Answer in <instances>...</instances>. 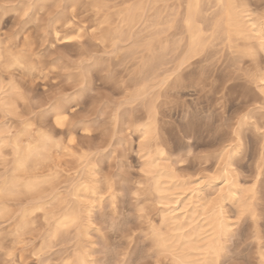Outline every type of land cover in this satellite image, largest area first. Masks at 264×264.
I'll return each instance as SVG.
<instances>
[{
	"label": "rangeland",
	"instance_id": "rangeland-1",
	"mask_svg": "<svg viewBox=\"0 0 264 264\" xmlns=\"http://www.w3.org/2000/svg\"><path fill=\"white\" fill-rule=\"evenodd\" d=\"M133 1L112 0L98 11L94 0H0V39L9 46V58L19 52L35 65L31 71L17 65L0 70V184L12 172L14 134L24 127L36 137L50 134L60 150L52 148L36 176L53 175L60 201L79 206L83 215L82 225L68 227L50 241L52 226L37 209L29 229L18 233L20 212L35 205L42 193L6 195L0 202V264H80L82 259L87 264H264V0H236L249 31L238 49L249 54L231 53L218 40L197 56L201 60L181 65L178 72L172 71L178 59L173 60L170 72L161 71L150 98L135 101L131 96L143 53L137 46L147 37L141 36L144 32L135 36L142 22L134 34L114 31L117 13ZM183 9L169 38L185 35ZM256 24L261 32H255ZM1 95L9 96V110ZM57 107L66 110L63 119L56 117ZM152 121V155L161 150L159 164L185 183L176 205L165 203L153 189L155 173L140 131ZM43 187L42 195L52 192L49 184ZM199 188L204 197L193 199L199 207L182 205ZM173 207L186 222L166 219ZM219 212L228 231L220 237L218 255L204 261L206 245L215 239L208 219ZM168 220L172 228L190 229V236L186 228L183 237L181 231L173 233ZM161 235L174 239V250L159 247ZM187 245L197 251L178 253ZM189 251L195 254L186 256Z\"/></svg>",
	"mask_w": 264,
	"mask_h": 264
},
{
	"label": "bare ground",
	"instance_id": "bare-ground-1",
	"mask_svg": "<svg viewBox=\"0 0 264 264\" xmlns=\"http://www.w3.org/2000/svg\"><path fill=\"white\" fill-rule=\"evenodd\" d=\"M110 1L112 2V0H110ZM110 1L109 0H94L95 8L98 11L99 10L105 11L104 8H107L109 6ZM181 2H182V0H135V1H133V4H131L130 6L124 8V9H121L119 11V13L116 12L117 14H119V24L114 29L115 33H119V35H124L127 33V31L132 32L133 28L136 25L141 24L140 22H142L143 28L141 29L140 32L137 31L138 34L137 35L135 34V36H139L140 33L142 34V32H144V34L141 36L147 37V38H144V41L141 42V44H139L137 46V48H139L140 51H142L143 53H142L141 59H140L141 65L137 71L138 78L136 79V82H135V85L137 88L131 96L132 101H135L138 99H145V98L151 96L153 91H154V88L159 84L158 78L161 75V71H162V73H164L163 71H165V72L169 71L170 72V69H172V67H170L169 64L173 60L175 61L176 59H178V61L176 62V65H175V69L172 70L174 72L177 70L179 71V67L185 63L195 64L199 60H201V58L196 59L197 56H200V55L202 56V54L206 53L208 49H211L212 47H214L216 44V41H218V40H221L223 42L224 46L227 47L231 53H233L234 51H239V52L244 53L246 55H247V53L249 54V52L245 49L242 51L238 49L239 40H242V39L244 40L246 38L245 37V31H247V30L245 29V26L243 25V22L240 18L241 14L239 15L237 10H236V0H209L208 3H206L205 0H185V2H186V4L184 3L185 6H182ZM175 3H176V5H175ZM181 7L184 8L183 9L184 10V16L182 15L184 17V19H183V25H182L181 33L185 34V35H183L181 38H172V35H171V38H169V33H168L169 30H171V28L177 26L174 24V22L176 23V21L178 20L177 15L178 14L180 15L182 12ZM110 15L113 16L112 14H110ZM109 20H110V18H107V21H109ZM113 21H114V17H113L112 22ZM112 22H111V24H112ZM254 25H255V22H254ZM256 25H257V27L256 28L254 27L255 32H257V33L261 32V29L263 27H261L260 24H256ZM258 25H260V26H258ZM135 29H136V27H135ZM180 29H181V27H180ZM176 30H178V28H176ZM135 32H136V30H135ZM207 32H209L210 34H207ZM247 32L249 33V31H247ZM255 32H254V34H255ZM260 34H262V33H259V35ZM173 36H174V34H173ZM125 37H126V35H125ZM260 37H261V35H260ZM116 39L119 40V38H117V37H116ZM262 43L264 44V42H262ZM263 47H264V45H263ZM181 55H182L183 59L179 62V58H180L179 56H181ZM208 57H207V60H208ZM9 65H13V66L17 65L23 69H27L30 71L35 66V65L33 66L31 64V62L29 63L27 58L19 52L12 54L9 58V46L4 45L3 40L0 39V70L8 69ZM137 75H136V77H137ZM171 75H172V72L168 74V77L166 78L167 82L173 76V75L172 76ZM181 76L182 75L179 72L177 74V82L178 83L176 82L177 83L176 86L180 85V77ZM173 82H175V81H173ZM0 83H1V81H0ZM2 97H3V95H1V98ZM3 98L5 99V100L3 99L4 100L3 105L9 110V96H7V97L4 96ZM154 101H155V99H154ZM149 107H150V105H149ZM150 109H152V108H150ZM155 110H156V108H155ZM6 112H8V111H6ZM65 112H66V110L63 107H57L55 109V115L58 119H63L64 116L66 115ZM154 120H155V118H154ZM155 129H156V125H155L154 121H152L151 123L146 124L144 126H141V128H140V131L142 132L143 136L146 137V139H147V141L145 142V144L147 143L145 150L149 154L148 165H149L150 170L155 173V175L153 173L154 177L152 176V179H154L153 189L159 194L161 199H167V200H165V203H167L166 201L169 200L167 204H169V202L172 201V203L174 202L173 205L174 204L176 205L180 200H182L181 199L182 194L185 192V189H186V187L184 186L185 183L178 181L177 175L174 173V171H172L170 169V167H167L166 165L162 166L161 164H159L158 161L160 159L162 161V158H163V155H162L163 152L161 150H159V151H157V153H155L156 156L152 155V150H151L152 146H151L150 136H151V133ZM2 132H4V131H2ZM3 134H2V136H3ZM4 138H1V139L5 143L6 141L4 140ZM8 143H9V141H8ZM10 144L12 146L11 149H12V153L14 156L13 160H12L13 161V163H12L13 167H12L11 174H9V176L3 178V180L0 184V202H1V200L4 201L3 198L6 197V195L11 196V195H15V194H18V193H21L24 191H27V192L38 191L39 193L41 192L43 194V192L45 191V190H43V188H44L43 185H45V184H47V185L49 184L51 187V190H52V192L49 195H47L48 199L46 198L47 196L45 194L44 195L41 194V195H39L38 201L35 205L28 206L25 208L23 207L24 209H22V211L20 212L18 220L16 219L18 221V223L16 222L17 223L16 232L21 233V232H24L27 229H29V227L32 224L33 219H34L33 213L37 209H41L44 211V214H43L44 219L47 221V224L52 226L50 229V232L48 234L50 241L53 238L58 237L59 234L61 235V233H64L62 231L65 230L66 228L73 227V226H76V227L79 226L83 221L82 220L83 215H81V209L79 206H76L75 204H72L71 202H67V203L63 204V202L60 201L61 197H59V195H60L59 192L56 191V185L54 184L55 183L54 176L53 175H48L45 177L36 176V174H37L36 170H39L40 168H42L41 166H43V161L47 160L48 158H51L50 153L52 151V148L56 147L57 150H60V144L58 142H54L53 137H52V135L50 136V134L48 135V134L44 133L42 135L40 134V136H38V137L34 136L33 134L30 133V130L27 129V127L22 128L20 131H18L16 134H14V136L10 140ZM46 164L47 163H45V165ZM164 164H166V163H164ZM167 165H169V164H167ZM89 188L85 187L83 190L86 192ZM178 188H182V189L177 190ZM238 189L237 188L233 189L231 194L235 195L236 192H238ZM91 190H92V187H91ZM202 190H203L202 188L197 189L195 197L191 194V197L188 200L183 199L184 201H183L182 205L187 206L188 204L189 205L192 204V208L194 205V209L199 207V206H196L197 200L194 201L193 199H195V198L201 199V197H204ZM77 194H78L77 190L73 191V195H77ZM79 196H81V195L79 194ZM230 196H232V195H230ZM77 198H78V195H77ZM174 207L171 209L173 210V213H175V215H173V213H172L166 219H169L170 221H176V224H177V222L180 221L179 220L180 218L178 219L176 217L178 214L176 212H174V210L177 211L178 208H174ZM181 208L183 211V206ZM3 209L4 208L1 207V204H0V212H2ZM6 209H8V208H6ZM171 209H170V211H171ZM184 209H185V207H184ZM169 213H171V212H169ZM193 213L194 212L192 211L191 215ZM219 213H216V214H219L218 216L216 214H214V216L211 215V217H209V219L207 217V219L210 220V224L213 226L212 229L214 230V232H212L213 230H211V227H210V230L212 233H214L215 236L214 235L211 236L209 233L208 234H209V236H211L212 239L213 238H215V239L213 241L209 242V244L207 243L206 251H204L205 253L203 252L205 255L202 258L203 260L205 257L207 259L208 255L209 256L214 255V254H215V256L218 255L219 249L221 247L220 246V240H221L220 237L225 235L226 232L228 231V228H227L228 223L226 222V220H223L224 218L222 219L223 213H221V212H219ZM0 215H1V213H0ZM180 215H182V212L179 213V216ZM193 215L195 216V214H193ZM184 216H185V214H184ZM184 219H187V217L186 218L184 217ZM182 220H183V218H182ZM170 221L167 224L169 226L171 223ZM181 221H180V223H181ZM183 221L186 222V220H183ZM183 221H182V223H183ZM185 222H184V224H185ZM164 223L166 224L167 220ZM41 226H43V225H41ZM171 226H172V224H171ZM176 226L178 227V225H176ZM201 226H203V224L200 225V227ZM176 228L174 227L171 229L173 231V233L175 231L174 229H176ZM185 228H183V229H185ZM183 229L182 230L176 229L177 231H181L182 237H183V232H184ZM189 230H188L189 233L187 231L186 232L190 236ZM177 233L178 232H175V234H177ZM175 234H174V236H175ZM208 234L205 235L206 238L209 237ZM169 236H173V234L169 235ZM161 237H162V235H161ZM176 237H174V238H176ZM184 237H185V235H184ZM194 237H195V235H194ZM177 238H179V237H177ZM191 238L192 237H190V239ZM169 239H170V237L160 238L158 240V243L160 246L159 245L158 246L164 247L166 249L167 248L169 249V247H170V249L172 248V250H174L175 246L173 248V247H171L172 244H170V241L173 242L174 239H171L170 241H169ZM180 239L182 241V238H180ZM196 239H198V237ZM193 241L195 242V239ZM178 242H180V241H178ZM189 242L190 241L187 240L188 244L191 243V242L190 243ZM197 242H195V243H197ZM187 243H185V244H187ZM183 244H184V241H183ZM185 244L183 246H185ZM183 246H182V249H184V251L182 250L178 253L186 252L185 250H191V249H192L191 250L192 252L197 251V250H194L195 249L194 246L192 248V245H191V248H189L190 245H187L185 248ZM195 246H196V244H195ZM170 249H169V251H170ZM179 250H181V249H179ZM166 251H168V250H166ZM192 252L189 251L185 255L187 256V255H189V253L191 254ZM182 254H180V255L183 257ZM193 254H195V253H192L191 255H193ZM201 254H202V252H201ZM176 255H178V254H176ZM183 258L181 259V261L182 260L185 261V259H187V258H184V259ZM194 259H195V257H194ZM194 259H193V263L195 262ZM84 260L82 259L80 264H87ZM185 262H187V261H185ZM198 262H197V264H198ZM200 262H201V260H200ZM200 262H199V264H200Z\"/></svg>",
	"mask_w": 264,
	"mask_h": 264
},
{
	"label": "snow or ice",
	"instance_id": "snow-or-ice-1",
	"mask_svg": "<svg viewBox=\"0 0 264 264\" xmlns=\"http://www.w3.org/2000/svg\"><path fill=\"white\" fill-rule=\"evenodd\" d=\"M57 123H59V121H57ZM262 135H264V132H262Z\"/></svg>",
	"mask_w": 264,
	"mask_h": 264
}]
</instances>
